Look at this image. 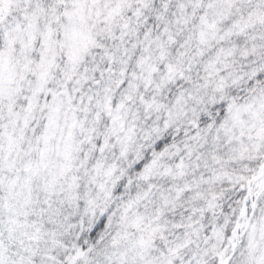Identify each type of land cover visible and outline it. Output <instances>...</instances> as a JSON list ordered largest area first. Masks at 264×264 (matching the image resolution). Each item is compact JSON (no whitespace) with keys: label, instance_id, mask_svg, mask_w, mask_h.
<instances>
[{"label":"snow or ice","instance_id":"obj_1","mask_svg":"<svg viewBox=\"0 0 264 264\" xmlns=\"http://www.w3.org/2000/svg\"><path fill=\"white\" fill-rule=\"evenodd\" d=\"M0 264H264V0H0Z\"/></svg>","mask_w":264,"mask_h":264}]
</instances>
